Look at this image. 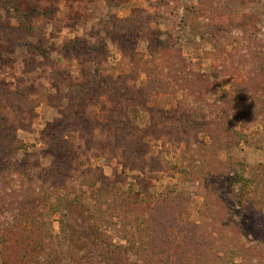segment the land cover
<instances>
[{
    "label": "rangeland",
    "instance_id": "374dc122",
    "mask_svg": "<svg viewBox=\"0 0 264 264\" xmlns=\"http://www.w3.org/2000/svg\"><path fill=\"white\" fill-rule=\"evenodd\" d=\"M0 126V264H264V0H0Z\"/></svg>",
    "mask_w": 264,
    "mask_h": 264
},
{
    "label": "trees",
    "instance_id": "16d2710c",
    "mask_svg": "<svg viewBox=\"0 0 264 264\" xmlns=\"http://www.w3.org/2000/svg\"><path fill=\"white\" fill-rule=\"evenodd\" d=\"M215 127H219V131L221 132L222 130H224V127L222 125V122H218L217 124H213ZM1 127V126H0ZM3 129L4 128H0V142L3 141H7V138L4 136L3 134ZM215 133V132H213ZM227 135L229 136H239L241 138V141H244L245 136L239 134L238 132H229L226 131ZM5 137V139H4ZM213 148H215L214 145H212ZM73 164L70 160H68L67 162H64V160H61L60 158H58V162L51 168L48 170H44V175L50 174L51 175V181L58 183V181L62 182L64 178L69 176L70 171L73 169ZM245 172V166L241 165V173L238 175L239 177V182L240 183H249L250 181L245 179L243 173ZM198 176H203L204 175V171L203 170H199V172L197 173ZM206 177H204L205 179ZM46 179V178H44ZM102 182L101 184H103L102 179H100ZM8 181V180H5ZM10 181V180H9ZM99 182V183H100ZM59 184V183H58ZM64 184V183H62ZM104 186V185H103ZM5 187H7V183L5 184ZM94 186L92 184L91 189H93ZM27 186L22 185V189L16 190V191H9V186L8 188H6V193H8L10 195L14 194L15 195V199L14 202L11 204H4V210H5V214L9 215V220L3 222L0 224V226L3 225V230L1 229V231L4 232V234H1V239L3 241V245L5 247V249L7 248V250L10 249L11 245H12V239H13V233L15 231V229H18L19 232H21V225L20 223V218L23 219H28L33 217V221L32 223H30L31 228L29 230H33L36 229L37 230V235L38 237H36V241H34L33 238V234L31 233L30 235H27V231L23 234L22 233H18V243L20 244L18 247L20 248H24L26 250H29L30 248H34L36 251H44L46 249H50L52 248V235L49 234V229L47 227V223L44 219V214L43 212L39 211V207L38 205H36L37 201H41L42 204L44 205V209L47 207V201L48 200V195H43L42 198L40 199H35L34 196L32 194H30L29 192H27ZM29 189V188H28ZM30 190V189H29ZM38 220V221H36ZM189 229H184V231H182V233L188 232L187 234L191 237H193L194 232L196 233L197 230H200V227L196 224L190 223L189 224ZM12 233V234H11ZM42 233H44L46 239H49V243H47L46 241L43 240V236ZM165 236L167 237V243L168 242H172L173 238L171 235H167V233L165 234ZM158 240V239H156ZM34 243L35 247H31V245H29V242ZM45 243H44V242ZM21 242V243H20ZM198 243V242H196ZM204 245V239H203V244ZM145 251L147 250L146 248L144 249ZM50 258H52V254L48 255ZM54 256V255H53ZM55 258V256H54ZM50 262V261H48ZM54 261L51 260L50 263H53ZM49 263V264H50Z\"/></svg>",
    "mask_w": 264,
    "mask_h": 264
}]
</instances>
